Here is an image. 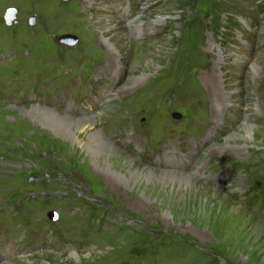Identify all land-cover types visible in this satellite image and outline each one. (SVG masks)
Here are the masks:
<instances>
[{
    "label": "rangeland",
    "instance_id": "1",
    "mask_svg": "<svg viewBox=\"0 0 264 264\" xmlns=\"http://www.w3.org/2000/svg\"><path fill=\"white\" fill-rule=\"evenodd\" d=\"M0 264H264V0H0Z\"/></svg>",
    "mask_w": 264,
    "mask_h": 264
},
{
    "label": "bare ground",
    "instance_id": "2",
    "mask_svg": "<svg viewBox=\"0 0 264 264\" xmlns=\"http://www.w3.org/2000/svg\"><path fill=\"white\" fill-rule=\"evenodd\" d=\"M107 45L111 46L109 43H107ZM109 59H111V57H109ZM118 68H119L118 66L114 67V65H113L110 68L107 67L105 69L108 70V72H111V70H118ZM231 99H232L231 95L229 93H227L224 95L223 99H221V100H223L224 101L223 103H226V105L228 106L231 103ZM41 108L42 107L38 108L36 106H32L29 109H22V111H24L28 115H31V116L35 115V116L40 117V118H44V117L45 118H51V119L57 118L55 121H57L58 123L63 124V125L68 126V127H73L78 132L81 131L82 133H85L88 136V141L91 140L90 144L98 143L99 148H101V150H102L101 153L116 152L113 145L110 144V142H108L109 140H106V138L97 129H95V127H94L95 123L93 122V117H89V118L85 117V118H81V119H75L73 116H71L69 114L68 108L65 111H63L64 113L55 111L53 109H41ZM91 127H94L93 130L91 132H87L86 129L91 128ZM251 132H252V130L250 128H247L246 133L248 136L251 135ZM90 144L89 145L87 144V145L90 146ZM152 173L153 172L150 171V174H152ZM160 174L162 177L181 176V177L186 178L188 181L190 180V178L188 176H185L183 174H177V173L171 172V171H161Z\"/></svg>",
    "mask_w": 264,
    "mask_h": 264
},
{
    "label": "water",
    "instance_id": "3",
    "mask_svg": "<svg viewBox=\"0 0 264 264\" xmlns=\"http://www.w3.org/2000/svg\"><path fill=\"white\" fill-rule=\"evenodd\" d=\"M15 16V11L14 10H8L6 15H5V20L7 22L11 21ZM33 24V18H31L29 20V25H32ZM57 40L62 43V44H65L67 46H73L77 43V38L73 35H69V34H65V35H61L57 38ZM173 118L175 119H179L180 118V115L179 114H174L173 115ZM52 216V213L49 214V217Z\"/></svg>",
    "mask_w": 264,
    "mask_h": 264
},
{
    "label": "flooded vegetation",
    "instance_id": "4",
    "mask_svg": "<svg viewBox=\"0 0 264 264\" xmlns=\"http://www.w3.org/2000/svg\"><path fill=\"white\" fill-rule=\"evenodd\" d=\"M50 99H51V97L50 96H44V97H42V98H40V99H38V101L39 102H41L43 105H49V103H48V101H50ZM3 100V99H2ZM26 100V99H25ZM34 100H36V99H34ZM27 101H29V99H27ZM9 190H7V189H5L4 190V197L5 196H9L10 195V193L8 192ZM42 191H46V190H42ZM33 192H34V190H32V191H30V192H28V194H24V197H27V199H30L31 198V196L30 195H32L33 194ZM44 194V192H41L40 193V195H43ZM34 196V195H33ZM32 196V197H33ZM10 197V196H9ZM8 197V198H9ZM42 197V196H41ZM33 200H34V198H33ZM7 204V203H6Z\"/></svg>",
    "mask_w": 264,
    "mask_h": 264
}]
</instances>
